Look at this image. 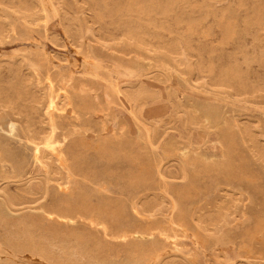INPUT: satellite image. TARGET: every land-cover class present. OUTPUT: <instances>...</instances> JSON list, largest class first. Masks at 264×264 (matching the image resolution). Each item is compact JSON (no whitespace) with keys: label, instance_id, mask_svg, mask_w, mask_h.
<instances>
[{"label":"rangeland","instance_id":"374dc122","mask_svg":"<svg viewBox=\"0 0 264 264\" xmlns=\"http://www.w3.org/2000/svg\"><path fill=\"white\" fill-rule=\"evenodd\" d=\"M40 58L42 61L45 59L43 63ZM44 63L46 66L43 69ZM48 72L53 80L57 79L54 80L57 89L68 85L69 93L73 90L71 99L74 97V106L76 109L80 107L81 111L74 108L73 112H65L60 117L64 130L60 129L58 141L61 140L59 142L68 148L74 146L76 141L80 142L82 136L85 137L83 140H89L86 143L93 140V147H84L78 160L82 166L88 167L87 171L96 185L101 182L106 184L110 192L106 195L110 200L119 198L117 202L127 203L135 192L138 193L135 142L143 126L142 132L146 133L143 134V140H146H142L143 148L149 145L143 149L148 148L143 151L144 163L149 165V169L144 165V176H148V180L142 181V185H146L142 188L148 197H155L154 190L160 192L156 169L163 167L168 179L172 175L169 182L173 189L182 191L191 189L194 184L200 186L192 187L195 191L191 189L193 199L190 202L194 207L196 203L209 204L216 200H221L225 207H234L236 203H241L240 193L246 192L255 197L253 208L256 207L264 216V0H0V115L6 114L19 123L15 136L0 130V264H64L61 254L53 250L51 244L63 247L71 240L76 241L78 232L83 230L81 227L69 228L50 222L42 215L45 208L55 205L63 196L46 177L44 167L34 160L33 146L25 129L40 137L45 133L43 130H48L44 96ZM39 85L44 86L41 88L43 90ZM104 90L108 95L106 97ZM130 90L134 91L132 94L135 93L133 98L129 96L132 95ZM76 95L79 100L75 99ZM86 102H89V106ZM82 122L85 123L82 125ZM122 131L127 134L128 155L104 157L103 152L95 148L98 140L106 136L108 139L114 138V134L120 135ZM224 156L228 167L209 168L203 165L212 160H222ZM198 159L201 160L198 161L200 165ZM21 165L24 168L21 169ZM196 165L199 167L196 168ZM109 166L115 169L116 176ZM119 168L121 171H118ZM97 171L101 173L99 176ZM109 174L114 175L112 179ZM105 175L109 178H102ZM193 176L204 182L201 180L196 184L199 180ZM113 182L120 186L117 188ZM185 184H189L188 188ZM90 189L93 201L98 202L97 196L101 193ZM122 199L128 201L123 202ZM154 210L156 214L160 213V204H156ZM129 215L131 217L129 219L128 216L127 220L134 223V215ZM182 238L177 248L160 245L169 264H208L203 249L190 238ZM95 239L96 242L84 243V248L83 244H79L83 259L81 257L74 264H117L116 261L118 264H155V261H151V255L154 256L155 252L149 242H131L120 247ZM259 246L249 258L251 261H245L239 241L223 248L231 261L239 259L237 264H264V245ZM99 247L105 249L104 252ZM138 255H141L140 260ZM167 261L165 264H168Z\"/></svg>","mask_w":264,"mask_h":264},{"label":"bare ground","instance_id":"6f19581e","mask_svg":"<svg viewBox=\"0 0 264 264\" xmlns=\"http://www.w3.org/2000/svg\"><path fill=\"white\" fill-rule=\"evenodd\" d=\"M56 1V0H55ZM43 5V4H41ZM44 8V7H43ZM46 13V12H45ZM47 17V16H46ZM38 22V21H37ZM32 23V22H31ZM36 23V22H35ZM39 23V22H38ZM30 24V23H29ZM38 25V24H37ZM69 29V28H68ZM104 36V35H103ZM3 37V36H2ZM5 39V38H4ZM96 40V39H95ZM109 41V40H108ZM105 42V41H104ZM78 44V43H77ZM95 45V44H94ZM75 53V52H74ZM86 54V53H85ZM84 54V55H85ZM110 54V53H109ZM150 54V53H149ZM88 55V54H87ZM152 55V54H151ZM39 56V54H38ZM91 56V55H89ZM41 59V58H40ZM39 59V60H40ZM87 59V58H85ZM45 60V59H44ZM43 60V61H44ZM65 60V59H64ZM42 61V59H41ZM42 61V63H43ZM40 62V61H39ZM87 62V60H86ZM89 62V60H88ZM38 63V62H37ZM93 63V61L91 62ZM41 64V63H39ZM38 64V65H39ZM43 69H44V64H42ZM96 66V65H95ZM100 66V65H99ZM105 67V66H103ZM50 67H48L47 70H49ZM52 69V67H51ZM90 69V68H89ZM105 70V69H103ZM107 71V70H106ZM40 73V72H39ZM49 73V72H48ZM89 73V72H88ZM35 74V71H34ZM37 74V72H36ZM58 74V73H57ZM71 74V73H70ZM41 75V74H40ZM56 75V73H55ZM72 75V74H71ZM89 75V74H87ZM95 75V73H94ZM61 76V75H60ZM73 76V75H72ZM96 76V75H95ZM100 76V75H98ZM37 77V76H36ZM44 77V76H43ZM42 77V78H43ZM57 77V75H56ZM62 78V76H61ZM74 78V77H72ZM101 78V77H100ZM99 78V79H100ZM38 79L39 76H38ZM56 79V78H55ZM54 79V80H55ZM102 79V78H101ZM53 80L52 75L49 73L46 77V85H45V95L46 96V102H47V110H46V116H47V125H48V130L47 132L45 130H43L45 133V135L41 134L42 136H36L35 134H32L30 132L29 129H25L28 139L31 141L32 146H33V157L34 160L38 163H40L44 169H45V173H46V177L48 178V180H50V182H52V185L56 186L60 193L62 194V199L58 202L55 203V205L53 206H48V208H45L43 210V217L45 219H47L50 222H54L57 223L59 225H63L69 228H78L81 227L83 230H81L80 232H78V238L76 237V241L71 240V242L67 243L65 246L63 247H59L56 246L55 243L51 244V246L53 247V250L58 251V253L61 254V257L63 258L62 260L65 262L64 264H74L77 260H80L82 255L80 253V247L79 244H83L82 247L84 246V243H91L92 241H95V238L101 239L102 241H104L106 244L109 245H113V246H122L125 247L127 245H129L131 242H137V243H144V242H149L152 244L153 247V251L155 252L154 256L151 255V257H153V260L151 261H155V264H165L167 261V256L164 255L163 251L160 249V245H164V246H175L177 248V246H179V242H180V238H184V237H188L191 240H193L194 243H196L197 245L200 246V248L203 249L207 263L208 264H237V260L236 259L235 262L231 261L228 257H227V253L225 248H223L225 245H234L237 241L240 242V246L239 248H242L243 254L245 256V261H251L252 259L249 260V258H252V254L253 251H255L254 249H256L259 245H264V216L261 214V211L257 210V208H253L254 202L255 201V197H253V195L250 193H246V192H241L239 196H241L240 198V202L239 204H235L234 207L232 206H228L225 207L221 200H216L215 202L209 203V204H202V203H196L195 207L193 204H191L192 202H190V199L192 200V193H191V189L192 187L194 188V186L192 185L191 189H189L187 186H189V184H185L186 187L188 189H184L182 191L180 190H175L173 189L171 183L169 182L170 178L172 179V175L170 176V178L168 179L167 177V173L164 171L163 167H158L159 163L157 165V175L159 178V182H158V189L160 190V192H158L157 190H154L155 193V197L153 199H151L150 197H148V194H146V191H144V189L142 188L144 186V184L142 185V183L145 182L144 179L148 180V176L146 178V176H144V152L146 149L148 150V148H146L145 150H143L145 147L143 148V134L145 132H142V128L141 130L139 129V134L136 137V145H137V156H136V161H137V165H138V177L136 178L137 180V184H138V193H136L134 196L129 200V202H125L124 200L128 201V199H122L123 202L125 203H121L120 201L117 202L119 198H115L116 200H110L109 196L106 195V193L108 192V188L105 186L106 184L104 182L98 183L99 184H95L93 182V178L92 176H90L89 172L87 171L88 167H84L82 166L78 160V158L80 157V155L82 154V150L84 147H93V145L91 143H86L88 141L83 140L85 137L82 136V138L80 139V142L76 141L74 146L72 147H68L66 148L65 146H63L59 141H58V135H59V131L60 129L63 127L61 124V120L60 117L62 115H64L65 112H73V110H75V106H74V97L71 99V95L73 96V90L71 93H69L68 90V85L67 86H62L61 88H56V84H55V80ZM104 80V79H103ZM72 81V79H71ZM85 81V80H84ZM91 81V80H90ZM105 81V80H104ZM59 82V81H58ZM79 82V81H78ZM240 82V81H239ZM31 83V82H30ZM38 83V82H37ZM40 83V82H39ZM45 83V80H44ZM43 83V84H44ZM88 83V81H87ZM109 85H112L111 82ZM41 84V85H43ZM58 84V83H57ZM89 84V83H88ZM91 84V83H90ZM95 84V83H94ZM81 85V84H80ZM108 87H111L109 86ZM196 85V84H195ZM60 86V85H59ZM97 86V85H96ZM40 87V85H39ZM44 87V86H42ZM40 87V89L42 88ZM100 87V86H99ZM113 87V86H112ZM93 88V87H92ZM114 88V87H113ZM112 88V89H113ZM145 88V87H144ZM94 89H97L94 88ZM106 89V87H105ZM110 90L113 91V90ZM139 89H142L141 87H139ZM138 89V91H139ZM148 89V88H147ZM43 90V89H41ZM40 90V91H41ZM101 90V89H100ZM108 90V89H107ZM127 92L128 90L125 89ZM124 90V93H125ZM192 90V89H191ZM40 91H38V93H40ZM71 91V90H70ZM93 91V90H92ZM119 91V90H118ZM141 91V90H140ZM145 91V90H144ZM150 91V90H149ZM219 91V90H218ZM76 92V91H75ZM85 92V91H84ZM108 92V91H107ZM109 92V93H110ZM116 92V91H115ZM134 92V91H132ZM131 90L130 93L132 94ZM104 95L106 94L105 90H104ZM112 93V92H111ZM41 94V93H40ZM39 94V95H40ZM44 94V93H43ZM135 94V93H134ZM129 95L132 96L131 98H133V95ZM142 94V92H141ZM38 95V96H39ZM78 95V94H77ZM76 95V100L79 98H77ZM80 95V94H79ZM139 95V94H138ZM150 95V94H147ZM153 95V94H151ZM155 95V94H154ZM83 96V95H82ZM98 96V95H97ZM108 95H105V97ZM112 96V95H111ZM118 96V94H117ZM123 96V95H122ZM127 96V94H126ZM237 96V95H236ZM239 96V95H238ZM142 97V96H141ZM140 97V98H141ZM38 98V97H37ZM43 98V97H42ZM111 98V97H110ZM130 98V99H131ZM153 98V96H152ZM237 98V97H236ZM44 99V98H43ZM81 99V97H80ZM84 99V98H83ZM82 99V100H83ZM102 99V98H100ZM40 100V99H39ZM38 100V101H39ZM79 100V99H78ZM81 100V101H82ZM108 100V98H107ZM116 100V98H115ZM132 100V99H131ZM130 100V101H131ZM134 100V99H133ZM110 101V100H109ZM112 101V100H111ZM114 101V100H113ZM40 102V101H39ZM42 102V100H41ZM78 102V101H77ZM83 102V101H82ZM81 102V103H82ZM101 102V101H100ZM44 103V102H43ZM87 105L89 102H86ZM85 103V104H86ZM113 103V102H112ZM133 103V102H132ZM11 104V103H10ZM76 104V103H75ZM85 104H84V108H85ZM108 104V101H107ZM111 104V103H110ZM135 104V102L133 103ZM91 105V104H90ZM98 105V103H97ZM109 105V104H108ZM80 106V105H79ZM89 106V105H88ZM99 106V105H98ZM103 106V105H102ZM133 106V105H132ZM14 107V106H13ZM45 107V106H44ZM135 107V106H134ZM75 108V109H74ZM80 107H78L77 110L80 111L79 109ZM99 108V107H98ZM102 109V107H100ZM104 108V107H103ZM14 109V108H13ZM12 109V110H13ZM89 109V107L87 108ZM105 109V108H104ZM107 109V108H106ZM139 109V108H138ZM92 110V109H90ZM196 110V109H195ZM89 110H87L86 112H88ZM102 111V110H101ZM104 111V110H103ZM102 111V112H103ZM110 110L108 109V112ZM137 111V110H136ZM209 111V109H208ZM81 112V111H80ZM84 112V110H83ZM82 112V113H83ZM85 112V114H86ZM107 112V113H108ZM205 112V111H204ZM209 112H213V111H209ZM44 113V112H43ZM75 113V112H74ZM89 113V112H88ZM105 114H107L106 112H104ZM111 113V111H110ZM138 113V112H137ZM208 112L206 111V114ZM99 114V113H97ZM139 114V113H138ZM25 115V114H24ZM73 115V114H72ZM77 115V114H76ZM81 115V114H80ZM91 115V114H90ZM100 115V114H99ZM104 115V114H101ZM84 116V115H83ZM89 116V115H88ZM138 116V115H137ZM208 116V115H207ZM44 117V116H43ZM80 117V116H79ZM136 117V116H135ZM139 117V116H138ZM214 117V115H213ZM218 117V114H217ZM46 118V117H45ZM74 118V116H73ZM215 118V117H214ZM71 119V118H70ZM135 119V118H134ZM231 119V118H230ZM79 120V118H78ZM137 120V119H136ZM229 120V119H228ZM227 120V122H228ZM41 121V120H40ZM76 121V120H75ZM82 121V120H81ZM91 120H89L90 122ZM140 121V120H138ZM214 121V119H213ZM29 122V121H28ZM33 122V121H32ZM46 122V121H45ZM71 122V121H70ZM77 122V121H76ZM88 122V121H87ZM135 122V121H134ZM157 122V121H156ZM203 122V120H202ZM218 122V121H215ZM37 123V122H36ZM85 123V122H84ZM82 122V125L84 124ZM102 123V121H101ZM104 123V122H103ZM126 123V122H125ZM140 123L142 124V122L140 121ZM213 123V122H212ZM32 124V123H31ZM70 124V123H69ZM75 124V123H74ZM106 124V123H105ZM158 124V123H157ZM18 125L19 123L16 122V120L14 119H10L8 118V116L6 114H2L0 115V130L1 131H8L10 133L11 136H15L16 134V130L18 129ZM72 125V124H71ZM87 125V124H86ZM124 125V124H123ZM217 125V124H216ZM229 125V124H228ZM21 126V125H20ZM81 126V125H79ZM103 127V125H101ZM138 126V124L136 125V127ZM157 126V125H156ZM197 126V124H196ZM28 127V126H27ZM68 127V126H67ZM99 127V126H98ZM101 127V128H102ZM141 127V126H139ZM198 127V126H197ZM31 128V127H30ZM69 128V127H68ZM88 128V127H87ZM86 128V129H87ZM90 128V127H89ZM88 128V129H89ZM206 128V127H205ZM221 128V127H220ZM228 128V127H227ZM64 130V128H62ZM61 129V130H62ZM66 129V128H65ZM83 129V128H82ZM87 129V130H88ZM92 129V128H91ZM105 129V128H104ZM200 129V127H199ZM218 129V128H217ZM223 129V128H222ZM34 130V128H33ZM31 129V131H33ZM67 130V129H66ZM107 130V129H106ZM154 130V127H153ZM220 130V129H219ZM24 131V130H23ZM42 131V129L40 130ZM68 131V130H67ZM65 131V132H67ZM146 131V130H144ZM156 131V129H155ZM222 132V130H220ZM231 130H229L230 132ZM39 132V131H38ZM89 132V131H88ZM95 132V131H94ZM104 132V131H103ZM115 132V131H114ZM113 132V133H114ZM147 132V131H146ZM246 132V131H245ZM40 133V132H39ZM73 133V132H72ZM106 133V132H105ZM234 133V132H232ZM7 134V133H6ZM68 134V133H67ZM66 134V136H67ZM85 134V133H84ZM83 134V135H84ZM146 134V133H145ZM154 134H158L157 132H154ZM223 134V133H222ZM228 133H226L227 135ZM39 135V134H38ZM69 135V134H68ZM86 135V134H85ZM115 137L111 138L109 137L102 140H98L97 141V146H95V148L97 147L98 150L103 154L104 157L106 156H111L112 158L118 156L119 154H124V156L128 155L127 153L129 152L128 149V143L126 144V137L127 134L125 132H121L120 135L118 134H114ZM224 135V134H223ZM243 135V134H242ZM62 136V134H61ZM70 136V135H69ZM111 136V135H110ZM149 136V135H148ZM229 136V135H227ZM250 136V133H249ZM100 137V136H99ZM155 137V135H154ZM153 137V138H154ZM156 137L159 138V136L157 135ZM187 137V136H186ZM67 138V137H66ZM152 140H157L156 138H154ZM206 138V137H205ZM224 138V136H223ZM231 138V137H230ZM248 138V137H247ZM255 138V137H254ZM257 138V137H256ZM229 139V138H228ZM251 139V138H250ZM74 140V139H73ZM78 140V139H77ZM143 140V141H142ZM149 140V139H148ZM232 140V139H231ZM252 140V139H251ZM227 142V140H225ZM253 141V140H252ZM257 141V139H256ZM159 143V141H157ZM156 142V144H157ZM250 142V141H249ZM255 142V141H254ZM30 143V142H29ZM28 143V144H29ZM68 143V142H67ZM154 143V142H153ZM245 143V142H244ZM252 143V142H250ZM257 144V142H255ZM259 143V142H258ZM147 144V143H145ZM152 143H150L151 145ZM166 144V143H165ZM234 144V143H233ZM4 145V144H3ZM155 145V143H154ZM223 145V144H222ZM227 145V144H226ZM246 145V144H245ZM254 145V144H253ZM252 145V146H253ZM130 146V145H129ZM157 146V145H155ZM236 146V145H235ZM151 147V146H150ZM170 147V146H169ZM238 147V146H237ZM4 148V147H3ZM11 148V147H10ZM87 148V150H88ZM154 148V147H152ZM223 148V147H222ZM241 148V147H240ZM7 148H5L6 150ZM93 149V148H92ZM175 149V148H174ZM195 150V148H193ZM198 149V148H197ZM225 149V148H224ZM262 149V148H261ZM156 150V149H155ZM193 150V151H194ZM256 150V147H255ZM13 151V150H11ZM96 151V150H95ZM166 151V150H164ZM177 151V150H176ZM200 151V150H199ZM198 151V152H199ZM237 151V150H236ZM242 151V150H241ZM133 152V150H132ZM196 152V150H195ZM9 153V152H8ZM154 153V152H153ZM183 153V151H182ZM241 153V152H239ZM244 153V152H243ZM91 155V154H90ZM119 155V157H120ZM149 155V154H148ZM1 156V154H0ZM13 156V155H12ZM169 156L170 153H169ZM185 158H188L187 155H185ZM207 156V155H206ZM239 156V154H238ZM82 157V156H81ZM158 157V156H157ZM181 157V156H180ZM242 157V156H241ZM9 158V156H8ZM22 158V157H21ZM19 158V159H21ZM73 158V160H72ZM102 158V157H101ZM118 158V157H117ZM123 158V157H122ZM121 158V159H122ZM162 158V157H161ZM261 158V157H260ZM6 159V158H5ZM116 159V158H115ZM114 159V160H115ZM119 159V158H118ZM156 159V158H154ZM159 159V158H157ZM244 159V158H243ZM18 160V158H17ZM23 160V159H21ZM102 160V159H101ZM106 160V159H105ZM108 160V158H107ZM120 160V159H119ZM200 159L197 160V163H199ZM262 160V159H261ZM7 161V160H6ZM5 161V162H6ZM99 161V160H98ZM97 161V162H98ZM104 161V160H102ZM111 161V160H108ZM106 161V163L108 162ZM123 161V160H122ZM201 161V160H200ZM231 161V160H230ZM242 161V160H241ZM245 161V160H244ZM23 162V161H22ZM113 162V161H112ZM115 162V161H114ZM119 162V161H118ZM151 162V161H150ZM154 162V161H153ZM159 162H161L159 160ZM188 162V161H187ZM233 162V161H232ZM18 163V162H17ZM109 163V162H108ZM122 163V162H121ZM129 163V162H128ZM244 163V162H243ZM21 164V163H20ZM118 163H116V166ZM123 164V163H122ZM156 164V162L154 163ZM163 164V163H162ZM160 166H163V165ZM203 164V162H202ZM201 164V165H202ZM239 164V162H238ZM237 164V165H238ZM242 164V163H240ZM109 165V164H107ZM112 165V163L110 164ZM120 165V162H119ZM152 164H150L151 166ZM200 165V163H199ZM206 167L209 168H214V167H228V163L226 162V158L224 156V158L222 160H212L210 162H205ZM247 165V164H246ZM22 166V165H21ZM89 166V165H88ZM91 166V165H90ZM89 166V167H90ZM99 166V165H98ZM114 166V164H113ZM148 166L149 169V165ZM243 166V164H242ZM93 167V166H92ZM95 167V166H94ZM104 167V165H103ZM113 169L112 166H109ZM115 167V166H114ZM119 167V166H118ZM122 167V166H121ZM134 167H136L134 165ZM133 167V168H134ZM199 167L198 165H196V168ZM241 167V166H240ZM238 167V168H240ZM248 167V166H247ZM24 168L23 166L21 167V169ZM96 168V167H95ZM111 168H109L111 170ZM124 168V166H123ZM165 168V167H164ZM182 168V167H181ZM204 168V167H203ZM201 168V169H203ZM244 168V167H242ZM249 168V167H248ZM90 169V168H89ZM121 168H119L118 171ZM153 169V168H151ZM166 169V168H165ZM230 169V168H229ZM232 169V168H231ZM255 169V168H254ZM98 170V168H97ZM104 169H102L103 171ZM107 170V169H106ZM115 169H113L114 171ZM130 170V169H129ZM154 170V169H153ZM183 170V169H182ZM188 170V169H187ZM192 170V169H191ZM194 173H195V169H193ZM239 170V169H236ZM245 170H248L245 168ZM244 170V173H245ZM259 170V169H258ZM20 171V170H18ZM96 171V169L94 170ZM109 172V170H107ZM123 171V170H122ZM135 171V170H134ZM137 171V170H136ZM203 171V170H201ZM243 170H241L242 173ZM250 171H252L250 169ZM21 172H23L21 170ZM98 172V176H99V171ZM104 172V171H103ZM102 172V174H104ZM126 172V171H125ZM131 172V171H130ZM156 172V171H155ZM182 172V171H181ZM240 172V171H239ZM249 172V171H248ZM20 173V172H19ZM91 173V172H90ZM93 173V172H92ZM115 173V171L113 172V174ZM118 173V172H117ZM120 173V172H119ZM135 173V172H134ZM203 173V172H202ZM205 173V171H204ZM257 173V172H256ZM94 174V173H93ZM92 174V175H93ZM101 174V173H100ZM106 174V173H105ZM112 174V172H111ZM122 174V173H121ZM120 174V175H121ZM150 174V173H148ZM167 174V175H166ZM171 174V173H170ZM196 174V173H195ZM200 174V173H198ZM207 174V173H206ZM237 174V173H236ZM96 175V172H95ZM110 175V174H109ZM115 175V174H114ZM114 175H110L114 176ZM119 175V174H118ZM128 175V174H127ZM131 175V174H130ZM136 175V176H137ZM155 175V174H152ZM201 175V174H200ZM205 175V174H204ZM244 175V174H242ZM259 175V174H258ZM116 176V175H115ZM135 176V175H134ZM174 176V175H173ZM176 176V175H175ZM183 176V175H182ZM186 176V175H184ZM189 176V175H188ZM187 176V177H188ZM199 176V175H198ZM209 176V175H208ZM241 176V174H240ZM239 176V177H240ZM254 176V175H253ZM44 177V176H43ZM102 177V176H100ZM98 177V178H100ZM108 176H104L102 178H105ZM121 177V176H120ZM156 177V176H154ZM153 177V178H154ZM194 178H199V177H195ZM232 177V176H231ZM245 177V176H244ZM256 177V176H254ZM260 177V176H259ZM101 178V179H102ZM109 178V177H108ZM131 178V176H130ZM201 178V177H200ZM225 178V177H224ZM242 178V177H241ZM45 179V177H44ZM112 179V178H111ZM119 179V178H118ZM190 179V177H189ZM235 179V178H234ZM233 179V180H234ZM239 179V178H238ZM244 179H247L244 178ZM100 180V179H99ZM106 180V179H104ZM110 180V179H109ZM116 180V179H115ZM132 180V179H131ZM144 180V182H142ZM154 180V179H153ZM187 180V179H186ZM198 183L203 179H198ZM217 180V179H216ZM232 180V179H231ZM241 180V179H240ZM243 180V179H242ZM249 180H251L249 178ZM258 180V179H257ZM262 180V179H261ZM96 181V180H95ZM107 181V180H106ZM113 181V180H112ZM118 181V180H117ZM122 181V180H119ZM150 181V180H149ZM152 181V180H151ZM156 181V180H155ZM195 181V180H192ZM226 181V180H225ZM255 181V180H254ZM253 181V182H254ZM46 182V181H45ZM148 182V181H147ZM146 182V184H147ZM153 182V181H152ZM190 182V180H189ZM204 182V180H203ZM222 182V181H221ZM229 182V180H228ZM241 182V181H239ZM26 183V182H25ZM115 183V182H113ZM121 183V182H120ZM123 183V181H122ZM126 183V182H125ZM128 183V182H127ZM194 183V182H193ZM223 183V182H222ZM264 183V182H263ZM148 184H150L148 182ZM225 184V183H224ZM223 184V185H224ZM245 184V182H244ZM113 187V184H111ZM114 185L117 186V184L115 183ZM156 185V184H155ZM203 185V184H200ZM226 185V184H225ZM231 185V184H230ZM120 186V185H118ZM117 186V188H118ZM146 186V185H145ZM144 186V187H145ZM151 188V185H149ZM148 186V187H149ZM198 186V185H196ZM195 186V187H196ZM247 186V185H246ZM258 186V185H257ZM263 186V185H262ZM147 187V189H148ZM155 187V186H154ZM182 187V186H181ZM200 188V186H198ZM204 187V186H203ZM207 187V186H206ZM205 187V188H206ZM98 191V193H101L98 197V202H94L93 201V197H92V192L91 189ZM116 188V189H117ZM122 188V187H120ZM124 188V187H123ZM180 188V187H179ZM198 188V190H199ZM26 189V188H25ZM51 189V188H50ZM55 189V188H54ZM90 189V190H89ZM115 189V188H114ZM129 189V188H127ZM197 189V188H196ZM203 189V188H202ZM226 189V188H225ZM229 189V188H228ZM234 189V188H233ZM238 189V188H237ZM244 189V188H243ZM30 190V189H29ZM53 190V188L51 189ZM56 190V189H55ZM113 190V189H112ZM193 190V189H192ZM197 190V191H198ZM120 191V189H119ZM123 191V189H122ZM126 191V190H125ZM137 191V190H136ZM148 191V190H147ZM195 191V190H193ZM206 191V190H205ZM152 192V191H149ZM157 192V193H156ZM24 193V192H23ZM54 193V191H53ZM105 193V194H102ZM110 193V192H108ZM112 193H114V191H112ZM196 193V192H195ZM199 193V191H198ZM97 194V192H96ZM116 194V192H115ZM125 194V193H123ZM230 194V193H229ZM27 195V194H25ZM105 195V196H104ZM113 195V194H111ZM118 195V194H117ZM196 195V194H195ZM202 195V194H201ZM31 196V195H30ZM45 196V195H44ZM43 196V197H44ZM56 196V195H55ZM58 196V195H57ZM128 196V195H127ZM197 196V195H196ZM204 196V195H203ZM231 196V195H230ZM262 196V195H261ZM117 197V196H116ZM129 197V196H128ZM198 197V196H197ZM194 200H196V198ZM200 197V196H199ZM234 197V196H233ZM52 198V197H51ZM54 198V197H53ZM58 198V197H57ZM122 198V196H121ZM124 198V197H123ZM228 198V197H227ZM232 198V196L230 197ZM236 198V197H235ZM60 199V197L58 198ZM57 199V200H58ZM211 199V198H210ZM214 199V198H213ZM55 200V198H54ZM193 200V202H194ZM201 200H203V198H201ZM212 200V199H211ZM211 200L209 202H211ZM215 200V199H214ZM234 200V199H232ZM56 201V200H55ZM236 201V200H235ZM11 202V201H10ZM9 202V203H10ZM197 202V201H196ZM13 203V202H12ZM11 203V204H12ZM33 203V202H32ZM195 203V202H194ZM7 204V203H6ZM53 204V203H52ZM156 204H160V213L156 214L155 210H154V206ZM261 204V203H260ZM25 205V204H24ZM48 205V204H47ZM193 205V206H192ZM45 206V205H44ZM9 207V205H8ZM40 208V207H39ZM42 209V208H41ZM3 210V208H2ZM9 210V209H8ZM11 210V209H10ZM5 211V210H4ZM17 213V212H16ZM21 213V212H20ZM129 213L134 215V223L130 222L129 220H127V217L129 216L130 219V215ZM1 215V214H0ZM3 215V214H2ZM2 217V216H1ZM46 220V221H47ZM39 227H37L38 230ZM35 229V228H34ZM44 229V228H42ZM49 229V228H48ZM16 230V229H15ZM27 230V229H26ZM31 230V229H30ZM36 230V231H37ZM10 231V230H9ZM13 231V230H12ZM22 231V230H19ZM29 231V230H28ZM32 231V230H31ZM35 231V230H34ZM41 231V230H40ZM61 231V230H60ZM8 232V231H7ZM30 232V231H29ZM63 232V231H62ZM6 233V232H5ZM12 232L10 231L9 234H11ZM38 233V232H36ZM40 233V232H39ZM48 233V232H47ZM46 233V234H47ZM50 233V231H49ZM7 234V235H9ZM15 234V233H14ZM24 234V233H23ZM31 234V233H28ZM41 234V233H40ZM40 234L38 235L39 237ZM52 235H54L53 233H51ZM6 235V236H7ZM18 235V234H17ZM44 236V231L43 234ZM51 235V236H52ZM10 236V235H9ZM14 235H12L13 237ZM29 236V235H28ZM33 236V234H32ZM31 236V238H32ZM48 236V234H47ZM56 236V234H55ZM8 237V236H7ZM19 237V236H18ZM27 237V236H26ZM37 237V236H36ZM35 237V238H36ZM45 237V236H44ZM57 237V236H56ZM20 238V237H19ZM43 238V237H42ZM41 238V240H42ZM47 238V237H46ZM94 238V240H93ZM182 238V239H183ZM12 239V238H11ZM9 239V240H11ZM51 239V238H50ZM64 239V238H63ZM66 239V238H65ZM70 239V238H69ZM72 239V238H71ZM75 239V238H74ZM2 240V239H1ZM4 242L6 241L3 238ZM15 240V239H14ZM25 240V238H24ZM27 240V239H26ZM33 240V239H32ZM39 240V239H38ZM31 241V240H30ZM45 241V240H44ZM49 241V239H48ZM57 241V240H56ZM97 241V240H96ZM95 241V242H96ZM11 242V241H10ZM39 242V241H38ZM52 242V241H51ZM14 243V242H13ZM31 243V242H30ZM35 243V242H33ZM42 243V242H41ZM46 243L47 240H46ZM65 243V242H64ZM6 244L8 245V242H6ZM151 244L150 247H151ZM5 245V244H4ZM11 245V244H10ZM9 245V246H10ZM15 246V244H13ZM17 245V244H16ZM28 245V243H27ZM30 245V244H29ZM34 245V244H33ZM39 245V244H38ZM97 245V244H96ZM95 245V248L97 247ZM147 245V244H146ZM12 246V245H11ZM31 246V245H30ZM42 246V245H41ZM91 246V245H90ZM99 246V245H98ZM104 246V245H103ZM16 247V246H15ZM26 247V246H25ZM29 247V246H27ZM48 247V246H47ZM86 247V246H85ZM101 247V246H100ZM99 247V248H100ZM144 247V246H143ZM151 247V248H152ZM233 247V246H232ZM260 247V246H259ZM30 248V247H29ZM37 248V247H36ZM84 248V247H83ZM94 248V247H93ZM142 248V245L141 247ZM145 248V247H144ZM238 248V249H239ZM11 249V248H10ZM22 249V248H20ZM19 249V250H20ZM26 249V248H25ZM24 249V250H25ZM50 249V247H49ZM101 249V248H100ZM112 249V248H111ZM114 249V248H113ZM148 249V248H147ZM163 249V248H162ZM180 249V248H179ZM262 249V248H261ZM17 252V248L15 249ZM30 250V249H29ZM35 250V249H34ZM33 250V251H34ZM42 250V249H41ZM94 250V249H93ZM99 250V249H98ZM97 250V252H98ZM102 250V249H101ZM105 250V249H104ZM104 250H102L104 252ZM109 250V249H108ZM134 250V249H132ZM140 250V249H139ZM142 250V249H141ZM145 250V249H143ZM259 250V249H258ZM21 251V250H20ZM31 251V250H30ZM48 251V250H47ZM51 251V250H50ZM96 251V250H95ZM116 251V250H115ZM148 252V250H146ZM150 251V250H149ZM151 251V252H153ZM165 251V250H164ZM178 252V250H176ZM260 251V250H259ZM15 252V251H14ZM36 252V251H35ZM44 252V251H43ZM92 252V251H91ZM94 252V251H93ZM106 252V251H105ZM110 252V250H109ZM128 252V251H127ZM132 252V251H131ZM151 252H149V254H151ZM22 253V252H20ZM24 253V252H23ZM41 253V252H40ZM54 253V252H53ZM89 253V252H88ZM113 253V252H110ZM109 253V255H110ZM118 253V251L116 252V254ZM126 252H124L125 254ZM134 253V252H133ZM132 253V254H133ZM142 253V252H141ZM260 253V252H259ZM31 255V253H29ZM36 254V253H35ZM48 254V253H47ZM56 254V253H55ZM92 254V253H91ZM95 254V253H94ZM106 254V253H105ZM103 254V255H105ZM115 253H113L114 255ZM127 254V253H126ZM139 254V253H137ZM174 254V253H172ZM242 254V252H241ZM38 255V254H37ZM45 255V254H42ZM102 255V254H99ZM112 255V254H111ZM112 255V256H113ZM119 255V254H118ZM122 255V254H121ZM135 255V254H134ZM144 255H145V251H144ZM143 255V256H144ZM169 255V254H168ZM259 255V254H258ZM46 256H50V255H46ZM90 256V255H89ZM97 256V255H96ZM137 256V255H136ZM141 255H138V257ZM142 256V257H143ZM150 256V255H149ZM241 256V255H240ZM239 256V257H240ZM255 256V255H254ZM42 257V256H41ZM55 257V256H54ZM95 257V256H94ZM101 257V256H100ZM108 257V256H107ZM117 257V255H116ZM119 257V256H118ZM147 257V255H146ZM51 258V257H50ZM91 258V257H90ZM114 258V257H113ZM126 258V256H125ZM124 258V259H125ZM129 258V256H128ZM150 258V257H149ZM247 258V259H246ZM260 258V256H259ZM31 259V258H30ZM33 259V258H32ZM83 259V257H82ZM111 259V258H109ZM123 259V260H124ZM143 259V258H142ZM148 259V258H147ZM170 259V258H169ZM241 259V258H240ZM6 260V259H5ZM4 260V261H5ZM49 260V258H48ZM52 260V258H51ZM90 260V259H89ZM101 260V258H100ZM115 260V259H114ZM118 260V259H116ZM122 260V259H121ZM137 260V259H135ZM134 260V261H135ZM140 260V257H139ZM138 260V261H139ZM150 260V259H149ZM174 260V257H173ZM192 260V259H191ZM259 260V259H258ZM47 261V260H45ZM53 261V260H52ZM83 261V260H82ZM92 261V260H91ZM103 261L104 258H103ZM125 261V260H124ZM147 261V260H146ZM169 261V260H168ZM167 261V263L169 264V262ZM193 261L194 258H193ZM244 261V260H243ZM255 261V259H254ZM257 261V260H256ZM261 261V260H260ZM8 262V261H7ZM42 262V261H41ZM51 262V261H50ZM55 263V261H53ZM85 262V261H84ZM95 262V261H94ZM93 262V263H94ZM102 262V261H101ZM115 262V261H114ZM118 264V261H116ZM123 262V261H120ZM145 262V260H144ZM192 262V261H191ZM263 262V261H262ZM61 263V262H60ZM80 263V262H78ZM99 263V262H98ZM125 263V262H123ZM129 263V262H128ZM141 263V262H140ZM172 263V262H171ZM174 263V262H173ZM185 263V262H184ZM49 264V263H48ZM56 264V263H55ZM58 264V263H57ZM63 264V263H62ZM105 264V263H104ZM106 264H110V263H106ZM116 264V263H115ZM126 264V263H125ZM131 264V263H130ZM134 264V263H133ZM138 264V263H135ZM147 264V263H146ZM194 264V263H193Z\"/></svg>","mask_w":264,"mask_h":264}]
</instances>
